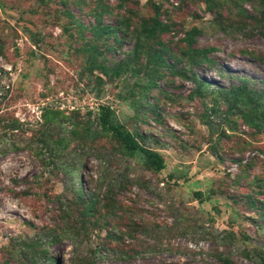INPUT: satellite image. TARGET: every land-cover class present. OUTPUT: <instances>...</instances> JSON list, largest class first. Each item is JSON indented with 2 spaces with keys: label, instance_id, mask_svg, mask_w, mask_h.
I'll use <instances>...</instances> for the list:
<instances>
[{
  "label": "rangeland",
  "instance_id": "1",
  "mask_svg": "<svg viewBox=\"0 0 264 264\" xmlns=\"http://www.w3.org/2000/svg\"><path fill=\"white\" fill-rule=\"evenodd\" d=\"M0 264H264V0H0Z\"/></svg>",
  "mask_w": 264,
  "mask_h": 264
},
{
  "label": "trees",
  "instance_id": "2",
  "mask_svg": "<svg viewBox=\"0 0 264 264\" xmlns=\"http://www.w3.org/2000/svg\"><path fill=\"white\" fill-rule=\"evenodd\" d=\"M161 25L160 22H157ZM160 28V26H158ZM199 29H193L185 33V36L179 38V41H184L190 44L193 41V35L199 33ZM98 123L102 125L103 129H107L111 132L116 140H118L129 154L138 153L143 156L147 166L151 167L155 171H159L164 168V158L162 154L156 150L143 145L132 132L126 129L123 125L111 122L109 118V108L101 106L100 112L97 116ZM198 197L201 196V192H196ZM223 262H228V259L220 258Z\"/></svg>",
  "mask_w": 264,
  "mask_h": 264
}]
</instances>
